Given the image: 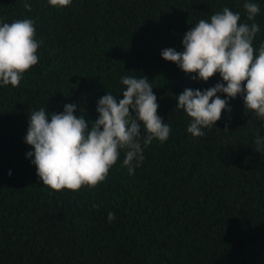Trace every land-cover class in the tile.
I'll use <instances>...</instances> for the list:
<instances>
[{"label": "trees", "instance_id": "obj_1", "mask_svg": "<svg viewBox=\"0 0 264 264\" xmlns=\"http://www.w3.org/2000/svg\"><path fill=\"white\" fill-rule=\"evenodd\" d=\"M26 2L31 10L25 0H0V21L32 19L42 41L19 86L0 85V264H264V145L258 152L255 143L264 140V119L237 96L204 136L189 133L178 94L221 77L194 80L161 56L166 47L182 51L184 34L224 7L259 25L258 52L264 0H252L260 7L254 20L246 0ZM123 76L149 79L169 138L144 147L142 132L144 160L134 174L121 150L95 188L44 186L27 156L29 113L75 103L91 124L102 96L123 98Z\"/></svg>", "mask_w": 264, "mask_h": 264}, {"label": "clouds", "instance_id": "obj_2", "mask_svg": "<svg viewBox=\"0 0 264 264\" xmlns=\"http://www.w3.org/2000/svg\"><path fill=\"white\" fill-rule=\"evenodd\" d=\"M72 0H48L54 7L70 6ZM24 8L31 10L26 2ZM244 9L248 20H254L260 7L246 0ZM238 12L224 7L211 15L210 21L200 19L183 36V50L174 47L161 50V56L177 66L192 79L207 82L217 73L221 77L214 86L205 89L185 88L178 94L176 107L191 118L187 131L194 136L205 135L202 129L216 125L222 113L232 111L229 101L242 97L245 110L264 119V42L253 47L260 31L256 23H240ZM32 19L0 21V85L18 87L23 74L39 62L37 51L42 41L36 38ZM126 86L123 98L107 92L97 102L98 118L91 121L76 115L77 105L68 103L62 112H46L44 108L29 113L24 138L32 147L27 153L36 167L44 186L60 191H78L82 186L95 188L106 180L110 168L125 151L123 166L134 174L135 166L144 160V147L153 139L164 142L171 128L158 114L159 103L146 76L121 77ZM218 93L226 94L221 98ZM50 113V114H49ZM225 130H228L227 124ZM261 151L264 140L255 141ZM11 171L9 175H11ZM98 207V206H97ZM115 214L109 212V222Z\"/></svg>", "mask_w": 264, "mask_h": 264}]
</instances>
